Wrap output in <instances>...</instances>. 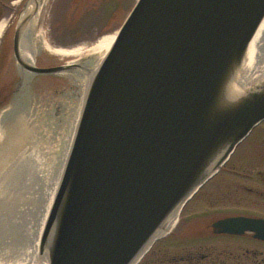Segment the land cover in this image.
Wrapping results in <instances>:
<instances>
[{
  "label": "water",
  "instance_id": "obj_1",
  "mask_svg": "<svg viewBox=\"0 0 264 264\" xmlns=\"http://www.w3.org/2000/svg\"><path fill=\"white\" fill-rule=\"evenodd\" d=\"M22 25L18 63L59 93L0 123V264H138L264 122V0H137L114 41L47 68Z\"/></svg>",
  "mask_w": 264,
  "mask_h": 264
},
{
  "label": "flooded vegetation",
  "instance_id": "obj_2",
  "mask_svg": "<svg viewBox=\"0 0 264 264\" xmlns=\"http://www.w3.org/2000/svg\"><path fill=\"white\" fill-rule=\"evenodd\" d=\"M27 2L0 0L1 124L17 120L23 110L41 105L44 92L52 93L47 107L55 108L58 99L59 77L32 73L17 61L16 38L22 23L18 39L29 46L33 65L54 66L41 63L42 19L33 26V17L27 16ZM224 167L185 205L178 224L159 240L164 244L158 250L150 249L138 264H264V237H259L257 231L229 233L218 225L238 218L264 221V168ZM261 231L264 235V228Z\"/></svg>",
  "mask_w": 264,
  "mask_h": 264
},
{
  "label": "rangeland",
  "instance_id": "obj_3",
  "mask_svg": "<svg viewBox=\"0 0 264 264\" xmlns=\"http://www.w3.org/2000/svg\"><path fill=\"white\" fill-rule=\"evenodd\" d=\"M136 2L49 0L43 12L39 34L49 45L57 48L95 44L105 36L117 35ZM46 56L53 55L44 49L42 58ZM224 168H264V122L237 148Z\"/></svg>",
  "mask_w": 264,
  "mask_h": 264
},
{
  "label": "bare ground",
  "instance_id": "obj_4",
  "mask_svg": "<svg viewBox=\"0 0 264 264\" xmlns=\"http://www.w3.org/2000/svg\"><path fill=\"white\" fill-rule=\"evenodd\" d=\"M48 1L49 0H35L34 1V7H36L38 12L32 18L33 26L34 24L37 23V20H39L40 18L41 19L43 18V12L45 8L47 7ZM115 37H116L115 35H109V36L103 37L101 40L97 41L95 44H82V45H77V46H73L69 48H63V47L57 48V47L51 46L45 41L42 35H40V40H41L43 49H46L52 55H61V54L74 53V52H79V51L95 48V47H98V46L114 41ZM22 47H23V55L25 57L24 60L25 61L27 60L29 62L34 61V56L31 55L32 53L29 49V46L26 44V42L22 43Z\"/></svg>",
  "mask_w": 264,
  "mask_h": 264
}]
</instances>
